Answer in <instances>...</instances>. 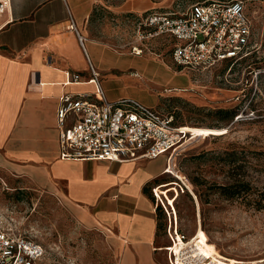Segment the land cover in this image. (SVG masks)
I'll return each mask as SVG.
<instances>
[{"label":"rangeland","instance_id":"1","mask_svg":"<svg viewBox=\"0 0 264 264\" xmlns=\"http://www.w3.org/2000/svg\"><path fill=\"white\" fill-rule=\"evenodd\" d=\"M146 1L152 8L145 12H182L202 0ZM243 1L252 26L243 60L222 62L211 72H180L168 39H150L142 55H133L135 29L128 23L127 52L114 67L120 79H108L105 86L110 97L136 100L171 113L177 124L205 131L170 162L171 173L157 189L160 198L152 192L163 226V205L168 210L172 205L179 229L203 237L230 264H264V206L258 207L264 205V0ZM186 85L174 93L164 90ZM219 109L236 115L230 118ZM236 179L248 181L249 191L223 195L220 186ZM9 223L44 246L40 264H117L102 231L81 226L56 195L24 186L0 170V226ZM160 235L166 242L163 229Z\"/></svg>","mask_w":264,"mask_h":264},{"label":"crops","instance_id":"2","mask_svg":"<svg viewBox=\"0 0 264 264\" xmlns=\"http://www.w3.org/2000/svg\"><path fill=\"white\" fill-rule=\"evenodd\" d=\"M111 1L9 0L0 17V170L56 195L81 226L102 231L117 264H169L152 194L170 171L165 155L123 162L59 156V97L93 98L92 67L107 99L121 98L110 97L105 82L120 79L114 67L127 52L128 23L135 29L152 8L146 0ZM67 73L80 80L68 83Z\"/></svg>","mask_w":264,"mask_h":264},{"label":"built area","instance_id":"3","mask_svg":"<svg viewBox=\"0 0 264 264\" xmlns=\"http://www.w3.org/2000/svg\"><path fill=\"white\" fill-rule=\"evenodd\" d=\"M8 3L9 0H0V17ZM251 27L243 0L196 1L182 12L151 11L138 15L131 52L142 55L150 39L165 37L172 42L171 60L180 71L211 72L225 60L236 62L246 56ZM77 36L82 44L83 37L79 33ZM79 80V74L67 73L68 83ZM87 82L94 85L93 98L68 93L59 97L60 158L123 162L165 155L168 169L170 159L174 161L189 146L192 130L177 124L171 113L130 98L107 99L100 75L92 67ZM175 177L187 187L181 176ZM157 188H152L154 195ZM163 207L168 240L163 249L169 264H230V259L207 252L197 233L188 235L181 231L174 209ZM45 252L41 243L11 223L0 226V264H40Z\"/></svg>","mask_w":264,"mask_h":264},{"label":"trees","instance_id":"4","mask_svg":"<svg viewBox=\"0 0 264 264\" xmlns=\"http://www.w3.org/2000/svg\"><path fill=\"white\" fill-rule=\"evenodd\" d=\"M252 56L255 57L254 54H252ZM245 57L246 56H244L241 60H243ZM259 61H260L259 59L258 60H255L254 59L252 62H254L256 64ZM223 63L232 64V63H235V62H233L232 60L229 59V60H225ZM257 67H259V66H257ZM218 112L219 113H226V114L229 115L230 118H232L234 115H236V112L234 110L219 109ZM199 138H196V139H199ZM196 139H194V140H196ZM194 140H192V141H194ZM192 141H189V143L192 142ZM249 189H250L249 182L248 181H245V180H242V179H236L231 184L220 186L221 193L223 195H225V196H228V197H232V196L239 195L242 192L249 191ZM262 195H264V194H262ZM263 206L264 205H261V206H258V207L259 208H262ZM160 212H161V208L157 205V207H156L157 228H158L159 231L161 229H163V231H164L165 226H166V223L163 226V223L160 220V216H161V213Z\"/></svg>","mask_w":264,"mask_h":264},{"label":"bare ground","instance_id":"5","mask_svg":"<svg viewBox=\"0 0 264 264\" xmlns=\"http://www.w3.org/2000/svg\"><path fill=\"white\" fill-rule=\"evenodd\" d=\"M190 130H192V132H193V136H192V139L191 140H194V139H196V138H199V137H201V136H203L204 134H205V131L204 130H201V129H198V128H195V127H191V126H189V125H186ZM171 160V165H172V159H170ZM169 166H170V161H169ZM159 187V186H158ZM158 189V188H157ZM157 189H156V192H157ZM157 194H158V196H159V198H160V194L157 192ZM161 200V199H160ZM168 206H171L173 209H174V207L172 206V205H168ZM175 210V209H174ZM176 212V211H175ZM199 239H200V241L203 243V246H204V248L206 249V251L207 252H209V253H211V252H213V253H217V251L215 250L216 248L215 247H209L208 246V244H207V242L203 239V237H199ZM217 254H219V253H217ZM219 255H221V254H219ZM222 256V255H221ZM224 257V256H223Z\"/></svg>","mask_w":264,"mask_h":264}]
</instances>
